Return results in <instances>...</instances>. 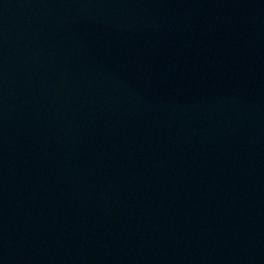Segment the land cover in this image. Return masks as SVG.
<instances>
[{
  "label": "water",
  "instance_id": "95a60500",
  "mask_svg": "<svg viewBox=\"0 0 264 264\" xmlns=\"http://www.w3.org/2000/svg\"><path fill=\"white\" fill-rule=\"evenodd\" d=\"M0 264H264V0H0Z\"/></svg>",
  "mask_w": 264,
  "mask_h": 264
}]
</instances>
